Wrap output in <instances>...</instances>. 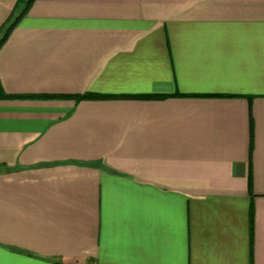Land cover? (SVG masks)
Returning a JSON list of instances; mask_svg holds the SVG:
<instances>
[{"label":"crops","instance_id":"1","mask_svg":"<svg viewBox=\"0 0 264 264\" xmlns=\"http://www.w3.org/2000/svg\"><path fill=\"white\" fill-rule=\"evenodd\" d=\"M0 84V264H264V0H30Z\"/></svg>","mask_w":264,"mask_h":264},{"label":"trees","instance_id":"2","mask_svg":"<svg viewBox=\"0 0 264 264\" xmlns=\"http://www.w3.org/2000/svg\"><path fill=\"white\" fill-rule=\"evenodd\" d=\"M17 7H19V10L16 14H13L9 16L7 21L2 25V28L0 29L1 36H0V46L3 44V42L7 39L10 31L15 26L17 21L28 11L30 6V0H17L16 3ZM16 98V97H37V96H29V95H8L3 92L0 84V98ZM45 97V96H40ZM76 99H98V98H104V97H132V98H144V99H150V98H156V97H162L158 95H137V96H113V95H103L99 93H93V92H87L82 95H75Z\"/></svg>","mask_w":264,"mask_h":264}]
</instances>
